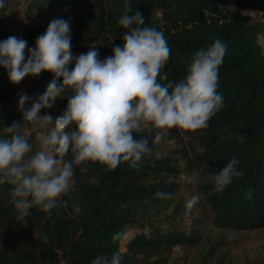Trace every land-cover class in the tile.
<instances>
[{
	"label": "trees",
	"instance_id": "obj_1",
	"mask_svg": "<svg viewBox=\"0 0 264 264\" xmlns=\"http://www.w3.org/2000/svg\"><path fill=\"white\" fill-rule=\"evenodd\" d=\"M88 2L87 7L79 9L63 8L62 15L72 19L75 36L85 50L96 46L103 59L112 54L113 45H122L121 37L127 31L118 23L124 0ZM132 7L131 14H143L144 26L155 27L167 38L171 55L164 70L170 81L182 79L194 55L216 39L227 45L218 89L225 107L207 128L188 131L173 127L169 129L170 137L182 143L180 130L186 136L197 133L196 144L183 149L187 172L202 166L209 174L214 173L237 159L242 175L223 192L214 191L209 181L202 188L203 196L219 226L231 230L264 227V39L259 41L264 38V0H132ZM238 9L253 11L259 17L254 20ZM4 10L0 9V41L10 36L2 29ZM15 99L16 86L0 67V136L5 135V126L22 121L18 108L9 105ZM240 136L244 137L242 143L238 142ZM151 147L152 152L143 157L138 168L129 163L116 169L95 162L74 166L75 184L64 204L58 203L51 215L33 207L27 224L11 231L8 237L0 235V264H36L47 259L55 264L50 244L65 249V264H91L98 255L110 258L117 252L118 241L113 236H121L128 225L138 231L125 242L122 264H133L137 256L148 258L176 245L199 244L196 232L163 229L147 219L169 210L177 216L182 209L175 196L171 200L155 196L158 191L174 194L172 179L182 169L171 156L158 155L155 144ZM64 159H72L71 153ZM10 192V185L0 186V222L18 217ZM75 205L80 206V213L75 212ZM143 216H148L146 221ZM146 226L147 233L142 231ZM198 263L233 264L224 254H217L214 244L202 249ZM253 264H264V253Z\"/></svg>",
	"mask_w": 264,
	"mask_h": 264
},
{
	"label": "clouds",
	"instance_id": "obj_2",
	"mask_svg": "<svg viewBox=\"0 0 264 264\" xmlns=\"http://www.w3.org/2000/svg\"><path fill=\"white\" fill-rule=\"evenodd\" d=\"M4 7L5 0H0V9ZM132 12V0H124L118 23L127 31L121 37L122 45H113L112 54L103 59L96 46L74 55L70 22L59 18L48 24L34 47L14 35L0 41V67L10 83L18 85L42 72L53 77L35 98L17 93L22 121L5 126V135L0 136V186H11L19 220L27 223L33 207L51 215L75 184L74 166L95 162L116 169L129 163L138 168L152 152L151 144L162 140V130L205 129L225 107L218 89L227 45L216 39L194 55L182 79L170 81L164 70L171 55L167 38L155 27L144 26L140 11ZM60 98L67 103L59 117L40 114ZM146 129L148 135H140ZM33 132L39 145L35 149ZM243 141L240 136L238 142ZM69 153L72 159L66 161ZM238 164L233 158L208 175L214 191L223 192L242 175ZM199 180V175L187 177L192 185ZM155 196L174 199L167 192L158 191ZM200 198L192 194L185 201L186 210L190 212ZM74 209L81 212L79 205ZM120 238V234L113 236L117 241ZM91 264H122V255L119 251L110 258L98 255Z\"/></svg>",
	"mask_w": 264,
	"mask_h": 264
},
{
	"label": "rangeland",
	"instance_id": "obj_3",
	"mask_svg": "<svg viewBox=\"0 0 264 264\" xmlns=\"http://www.w3.org/2000/svg\"><path fill=\"white\" fill-rule=\"evenodd\" d=\"M89 0H73L71 2L65 0H5V10L1 16L2 29L10 36H18L28 42V47H34L36 38L43 34L48 24L53 19H64L70 22L72 36V51L74 55L86 53L83 44H80V39L75 36L74 24L70 17L63 16V8L79 9L82 5L87 7ZM41 3L42 6L39 4ZM242 13H249L254 20L258 19V14L253 11L238 9ZM263 37L259 41L263 42ZM53 79L52 75L47 72H42L37 77H26L16 86V99L9 103L10 106L17 108L19 92H26L32 97H37L46 90L47 85ZM67 93L65 94V96ZM66 98L58 99L52 108L42 109L41 115L51 114L53 119L59 117L65 110ZM149 130H145L144 134L148 135ZM155 132L156 130H151ZM163 138L159 143L155 144V151L158 155H169L175 163L179 164L182 172L178 174L174 182V196L176 203L182 208L177 216H172L171 210L161 213L160 215L143 216L142 220L157 222L163 229H174L182 231L185 234H196L199 237V244L176 245L167 251H160L154 255L145 258L137 256V260L133 264H148L154 260L166 261V264H199L198 255L206 245H217V254L225 255V258L233 264H253L260 261L264 253V227L243 230L226 229L218 225V222L212 213L209 204L206 202L202 188L209 181L207 177L209 172L205 167L196 166L190 171L185 169V157L182 156L183 149H190L191 145L196 144V132L191 136H186L180 130L183 142L180 143L170 137L169 129L162 130ZM33 136L34 149L38 147V139L36 133H31ZM199 149V148H198ZM65 158V157H64ZM191 175H199L200 180L197 184L192 185L187 182V177ZM200 194V201L189 212L185 208V201L192 194ZM71 194L69 192L64 195L58 203L64 204L66 198ZM18 217H9L4 222H0V235L8 237L11 231L18 230L23 223ZM148 226L144 228L145 233L148 232ZM138 230L132 225L125 226L121 230V238L118 240L117 251L122 253L125 251V242ZM141 231V229H140ZM206 245H203V244ZM55 255V264H65L68 255L65 249L55 247L50 244ZM36 264H52L47 259L46 261L37 262Z\"/></svg>",
	"mask_w": 264,
	"mask_h": 264
}]
</instances>
